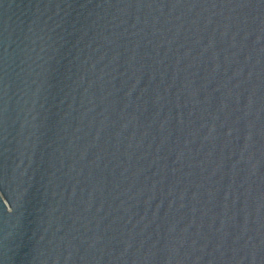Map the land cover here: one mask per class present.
Segmentation results:
<instances>
[{
  "label": "water",
  "instance_id": "95a60500",
  "mask_svg": "<svg viewBox=\"0 0 264 264\" xmlns=\"http://www.w3.org/2000/svg\"><path fill=\"white\" fill-rule=\"evenodd\" d=\"M0 264H264V0H0Z\"/></svg>",
  "mask_w": 264,
  "mask_h": 264
}]
</instances>
